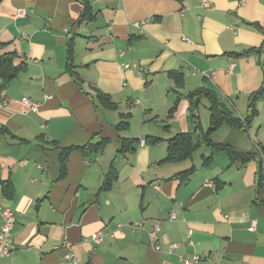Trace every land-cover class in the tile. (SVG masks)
I'll return each instance as SVG.
<instances>
[{
	"label": "crops",
	"instance_id": "crops-1",
	"mask_svg": "<svg viewBox=\"0 0 264 264\" xmlns=\"http://www.w3.org/2000/svg\"><path fill=\"white\" fill-rule=\"evenodd\" d=\"M87 2L84 18L82 0L0 4V55L23 69L0 82V208L16 215L0 264H264V97L249 108L264 82V0ZM178 134L190 148L166 161ZM99 231L100 244L86 240Z\"/></svg>",
	"mask_w": 264,
	"mask_h": 264
},
{
	"label": "trees",
	"instance_id": "trees-1",
	"mask_svg": "<svg viewBox=\"0 0 264 264\" xmlns=\"http://www.w3.org/2000/svg\"><path fill=\"white\" fill-rule=\"evenodd\" d=\"M4 0H0V4L3 2ZM84 9H83V13H82V18H84L85 16H87L90 13V6L87 2V0H82ZM2 45H0L1 47ZM246 54H249L248 52H246ZM14 58L15 55H0V82H2V85H6L7 83H10L11 81H13L14 79H16L17 77H19V75L22 73L23 69L22 66H16L14 64ZM74 67L73 64V52H72V47L71 45L69 46L68 49V65H67V69L69 72H71V69ZM264 69V66H263ZM1 85V86H2ZM264 97V82L262 84V87L256 91L254 94H252L251 98H250V117L256 114V102L258 100H260L261 98ZM111 105H113L112 103H110ZM195 111V110H194ZM214 112H216L217 110L214 109ZM220 114L218 113H214L212 115V120L213 122L219 117ZM190 116H192V120H193V124L196 125L195 127L198 128V122L195 121L194 115H193V110L190 111ZM238 123H241L238 121ZM240 125V124H238ZM123 127H127V123L125 124V122L121 123L119 125V129L121 130ZM2 131V129H0V132ZM144 144H154L159 142V139H146L143 141ZM189 142V137L186 134H178L175 137H173L172 139L169 140V150H168V157L166 159V161H178L181 160L182 158H184V153H182L181 150V145L182 144H186V148H190L187 144ZM108 143V140L103 139L100 143L98 144H88L85 147H80V148H76L81 150L85 155H87V150L92 151V152H99L100 150H102L104 148V146ZM136 141H128V148L125 149L124 147L120 150L122 152H127L129 150H132V146L134 144H136ZM221 149H226L225 147L221 146ZM184 149V148H183ZM73 148L71 149H65L61 155V172L62 175L66 174V160L68 157V154L70 151H72ZM228 150V149H227ZM229 152L231 153V155L235 158H240V159H244L247 160L248 156L243 155L241 153H236L234 151L229 150ZM262 176V175H260ZM111 178V176H108V180ZM264 191V186H263V180L262 177L259 178V182L257 185V193L258 195H261ZM259 201L261 203L264 202V199L261 200L260 196H259Z\"/></svg>",
	"mask_w": 264,
	"mask_h": 264
},
{
	"label": "built area",
	"instance_id": "built-area-1",
	"mask_svg": "<svg viewBox=\"0 0 264 264\" xmlns=\"http://www.w3.org/2000/svg\"><path fill=\"white\" fill-rule=\"evenodd\" d=\"M204 7H209L208 2L203 3ZM25 15L24 10H18L17 17H23ZM50 96H46V99H50ZM10 102L9 97L6 95V91L2 89L0 91V107H7ZM21 102L29 109V111L36 113L38 112L39 105L31 100L28 97H23ZM144 144V142H143ZM207 184H210L207 181ZM0 215L3 218V222L0 229V259L9 257L13 251V247L11 244V233L14 228V224L16 221L15 212L9 208H0ZM171 219H174V214L170 216ZM144 221H136L130 222L128 225L133 229H139L143 225ZM122 225L119 227V230H122ZM256 222L252 221L250 226V231H255ZM161 232V221H154L153 226L149 232L151 244L153 245L156 251L161 250V246L159 244V234ZM192 235V231H189V236ZM104 235L101 231L96 232L92 235L91 238H87V241H92L95 244H100L103 241ZM189 245H193V242L190 240ZM65 248L70 249V243L66 242L64 245ZM179 248L178 244H171L169 245V253L175 252ZM66 260L76 263L75 255L73 253H69L65 257ZM180 259L183 264H199L201 262V257L199 255H194L191 259L185 258L183 255H180Z\"/></svg>",
	"mask_w": 264,
	"mask_h": 264
},
{
	"label": "rangeland",
	"instance_id": "rangeland-1",
	"mask_svg": "<svg viewBox=\"0 0 264 264\" xmlns=\"http://www.w3.org/2000/svg\"><path fill=\"white\" fill-rule=\"evenodd\" d=\"M206 127H208V125Z\"/></svg>",
	"mask_w": 264,
	"mask_h": 264
}]
</instances>
